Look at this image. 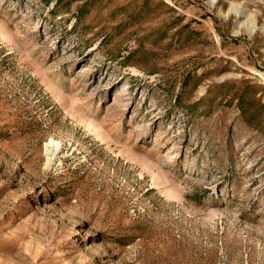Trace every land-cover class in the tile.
Here are the masks:
<instances>
[{"label":"rangeland","instance_id":"374dc122","mask_svg":"<svg viewBox=\"0 0 264 264\" xmlns=\"http://www.w3.org/2000/svg\"><path fill=\"white\" fill-rule=\"evenodd\" d=\"M0 264H264V0H0Z\"/></svg>","mask_w":264,"mask_h":264}]
</instances>
